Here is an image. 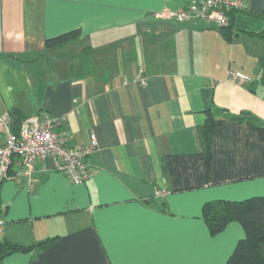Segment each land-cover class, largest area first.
Returning <instances> with one entry per match:
<instances>
[{"label": "crops", "instance_id": "crops-1", "mask_svg": "<svg viewBox=\"0 0 264 264\" xmlns=\"http://www.w3.org/2000/svg\"><path fill=\"white\" fill-rule=\"evenodd\" d=\"M189 1L0 0V113L61 115L69 146L97 138L79 184L49 159L31 174L13 159L0 241L52 240L1 264H226L244 229L212 234L202 208L264 195V140L246 122L264 121V0H241L231 40L205 20L160 15ZM216 108L206 154L198 129Z\"/></svg>", "mask_w": 264, "mask_h": 264}, {"label": "built area", "instance_id": "built-area-1", "mask_svg": "<svg viewBox=\"0 0 264 264\" xmlns=\"http://www.w3.org/2000/svg\"><path fill=\"white\" fill-rule=\"evenodd\" d=\"M242 6L241 0H191L176 9H165L162 16L172 17L177 22L202 19L210 22L218 30L230 25L229 11ZM242 79L240 74H234ZM64 117L38 112L24 118L18 130H12L8 111L0 113V183L6 177L7 169L15 157L24 167V173L34 171L37 160L49 159L54 169L64 172L70 181L82 183L90 173L87 158L97 149V138L89 132L83 144L66 145L65 132L61 130ZM166 190H156L155 196L162 197ZM4 221L0 218V231Z\"/></svg>", "mask_w": 264, "mask_h": 264}, {"label": "trees", "instance_id": "trees-1", "mask_svg": "<svg viewBox=\"0 0 264 264\" xmlns=\"http://www.w3.org/2000/svg\"><path fill=\"white\" fill-rule=\"evenodd\" d=\"M234 11L231 9L228 12L231 17L229 27L221 30L222 35L227 40H231L233 35L231 27ZM255 34L264 36V29ZM78 35L79 30H72L47 38L45 40V50L54 49L64 43L71 42ZM260 82L264 84L263 58L260 61ZM220 110V108L207 110L206 120L198 129L201 144L206 154L209 153L208 148L212 129L220 121V119L215 117ZM8 112L13 122L12 130L16 132L25 116L16 108ZM245 115L248 116L249 114L243 111L241 114L231 115V118L243 120L244 117H247ZM246 122L257 132L258 137L264 140V121L260 122L247 117ZM202 217L212 234L221 231L230 221H238L242 225L244 236L237 241L226 264H264V195L251 196L242 200H216L214 202H207L203 205ZM51 240L52 238H48L28 246L0 241V264L6 255L14 251L27 250L32 247H45Z\"/></svg>", "mask_w": 264, "mask_h": 264}]
</instances>
